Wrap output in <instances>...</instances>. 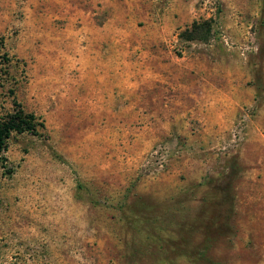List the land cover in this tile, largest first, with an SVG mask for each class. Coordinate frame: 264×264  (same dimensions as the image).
Returning <instances> with one entry per match:
<instances>
[{"label": "rangeland", "instance_id": "obj_1", "mask_svg": "<svg viewBox=\"0 0 264 264\" xmlns=\"http://www.w3.org/2000/svg\"><path fill=\"white\" fill-rule=\"evenodd\" d=\"M147 3L0 0V112L43 124L0 155V264H264V0Z\"/></svg>", "mask_w": 264, "mask_h": 264}, {"label": "crops", "instance_id": "obj_2", "mask_svg": "<svg viewBox=\"0 0 264 264\" xmlns=\"http://www.w3.org/2000/svg\"><path fill=\"white\" fill-rule=\"evenodd\" d=\"M148 0H88V3H100L102 5V9H106L108 12H125L127 14L130 13H148L149 8L148 6L150 3H147ZM114 17V16H113ZM145 23H149L150 21H146L143 19ZM138 21H132L127 20L120 22L121 27L120 28H126V24H128L132 28H138ZM110 25L112 28H119L118 21H115L114 19H110L104 23V27ZM103 27V28H104ZM147 27L146 24H144V28ZM141 28V27H139ZM102 40L106 42L107 51H124V53L131 52L132 43H129L127 41L123 42L122 45L119 42V39H116L115 35L102 37ZM120 48H117L119 47ZM118 69V68H116ZM204 71L205 78L208 79V75L212 74L215 70V66L212 65L207 61V59L204 58H197V59H190L187 62L185 60L180 59V93L183 95L180 96V108H190L193 107L194 104L200 103V100H198L199 96L197 97L198 93L201 92V88L195 86V80L197 79L196 75H193L192 72L196 71ZM197 72V73H198ZM184 78H187L188 81H190L189 84L182 83L181 80ZM204 90L207 92V89L204 88ZM186 94H191L193 96V100L186 99ZM218 100L216 99L215 102Z\"/></svg>", "mask_w": 264, "mask_h": 264}, {"label": "trees", "instance_id": "obj_3", "mask_svg": "<svg viewBox=\"0 0 264 264\" xmlns=\"http://www.w3.org/2000/svg\"><path fill=\"white\" fill-rule=\"evenodd\" d=\"M201 30L205 31L208 35L211 30L210 23L208 21L201 23L193 22L191 30L185 31L187 35L185 39L188 41L196 40L198 37L194 36V34ZM38 126L43 128V124L37 123L33 114L25 113L21 108L4 114L0 112V155L6 150L7 141L13 133H31L36 135Z\"/></svg>", "mask_w": 264, "mask_h": 264}]
</instances>
